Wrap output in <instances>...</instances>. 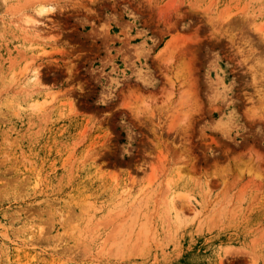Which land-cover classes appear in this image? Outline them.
<instances>
[{
	"label": "rangeland",
	"instance_id": "rangeland-1",
	"mask_svg": "<svg viewBox=\"0 0 264 264\" xmlns=\"http://www.w3.org/2000/svg\"><path fill=\"white\" fill-rule=\"evenodd\" d=\"M257 70L264 0H0V264H264Z\"/></svg>",
	"mask_w": 264,
	"mask_h": 264
},
{
	"label": "bare ground",
	"instance_id": "bare-ground-1",
	"mask_svg": "<svg viewBox=\"0 0 264 264\" xmlns=\"http://www.w3.org/2000/svg\"><path fill=\"white\" fill-rule=\"evenodd\" d=\"M43 8V7H42ZM49 8V7H48ZM47 7H46V9H48ZM49 10V9H48ZM54 10V9H53ZM46 12H48L47 10H45V8H43V9H40V12H38L39 13V15H43V14H45ZM37 21H33V20H27V23L28 24H32V23H36ZM34 26H37V25H34ZM226 32H228V31H226ZM174 50H173V45H169L168 47H166L165 48V50H164V52H163V57H170V59L171 58H173L174 57V52H173ZM189 64V63H188ZM185 64H180V65H178V67L176 66V68H178V69H173V70H175L176 71V76H174L176 79H183L184 80V84H185V87H184V89L185 88H187V93L185 94H183V98H185V100H186V98H187V100H186V102H187V104H186V108H190V110L192 109V108H194V107H192V106H188L189 105V102H191V101H193V102H191V103H195V102H197V98L198 97H195V96H197L196 95V90H195V92L193 93V85H195V84H191V82H192V80H191V74H190V70H189V68H188V65H185ZM170 69H172V68H170ZM192 73V72H191ZM253 75V80L256 82L257 81V88H256V90H255V93H256V96H257V104H255V107L254 108H256L257 107V111H256V109H255V111H256V113L258 112H260V113H262V115H264V70L260 73V71H258L257 70V72H255V74L253 73L252 74ZM32 78H33V80H34V82H39V74H38V71H34V74L32 75ZM193 79H195V78H193ZM170 82H171V80H169ZM181 82V81H180ZM169 83V82H168ZM174 84V83H173ZM183 85V84H182ZM196 86V85H195ZM168 87V86H167ZM173 87V86H172ZM178 87V86H177ZM179 88V87H178ZM254 88V87H253ZM138 89V88H137ZM140 89V88H139ZM169 89V88H168ZM170 90V89H169ZM164 91V90H163ZM171 91V90H170ZM169 91V92H170ZM157 92V91H156ZM166 92V91H165ZM172 92H173V90H172ZM158 94V93H157ZM169 94V93H168ZM170 94H172V93H170ZM198 94V93H197ZM161 95V94H160ZM163 95H165V93H163ZM254 95V94H253ZM149 96H150V94H149ZM170 96V95H169ZM172 96H174L173 94H172ZM181 96V95H180ZM156 96H154L153 98H155ZM158 97V96H157ZM171 97V96H170ZM255 97V96H254ZM147 98V97H146ZM141 99V98H140ZM144 99V98H143ZM156 99V98H155ZM154 99V100H155ZM172 99V98H171ZM150 100V99H149ZM181 100V99H180ZM179 100V101H180ZM184 100V101H185ZM198 100H199V98H198ZM144 101V100H143ZM142 101V102H143ZM148 101V100H147ZM152 101V100H151ZM183 101V102H184ZM254 101V100H253ZM146 102V101H145ZM145 102H143V103H145ZM165 102V101H164ZM169 103L171 102V100L169 99V101H168ZM185 102V103H186ZM147 103V102H146ZM182 103V102H181ZM184 103V104H185ZM251 103V102H250ZM153 104V103H152ZM165 105H167L166 104V102L164 103ZM163 104V105H164ZM180 104V103H179ZM183 104V103H182ZM254 104V103H253ZM160 106H161V104H159ZM164 105V106H165ZM191 105H193V104H191ZM195 105V104H194ZM144 106L145 105H143V108H144ZM158 106V105H157ZM156 106V107H157ZM169 106V105H168ZM184 106V105H183ZM196 106H197V104H196ZM147 106H145V108H146ZM148 107H149V105H148ZM192 107V108H191ZM34 108L37 110V111H41V110H43L44 109V103H39V102H36L35 104H34ZM154 108V107H153ZM158 108H159V106H158ZM163 108V107H162ZM166 108V107H165ZM168 108V107H167ZM183 108V107H182ZM157 109V108H156ZM156 111H158V110H156ZM184 111V110H183ZM189 111V110H188ZM187 110H186V112H188ZM252 111H253V109H252ZM168 113V112H167ZM185 116H186V114H185ZM157 121V120H156ZM251 163V162H250ZM244 165V164H243ZM246 165V164H245ZM244 165V166H245ZM253 165V164H252ZM250 166V165H246L244 168H240L241 169V171L239 170V173L240 174H246V173H248V175H250V176H253L255 179H259V180H263V177H264V175H263V172H262V169L260 170L259 168H257V167H255V165L254 166ZM241 167V166H240ZM261 168V167H260ZM258 180V181H259ZM264 182V181H263ZM184 201V200H183ZM181 204L179 205L183 210V212L184 211H190L191 209H190V206H188V203L187 202H180Z\"/></svg>",
	"mask_w": 264,
	"mask_h": 264
}]
</instances>
